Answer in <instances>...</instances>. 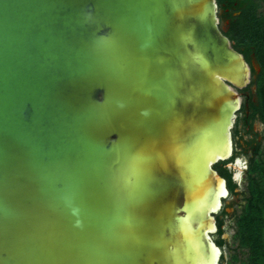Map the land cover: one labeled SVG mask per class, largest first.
Listing matches in <instances>:
<instances>
[{
    "label": "water",
    "instance_id": "95a60500",
    "mask_svg": "<svg viewBox=\"0 0 264 264\" xmlns=\"http://www.w3.org/2000/svg\"><path fill=\"white\" fill-rule=\"evenodd\" d=\"M224 31L217 0H0V264H220L260 70Z\"/></svg>",
    "mask_w": 264,
    "mask_h": 264
},
{
    "label": "trees",
    "instance_id": "16d2710c",
    "mask_svg": "<svg viewBox=\"0 0 264 264\" xmlns=\"http://www.w3.org/2000/svg\"><path fill=\"white\" fill-rule=\"evenodd\" d=\"M221 25L228 22L224 33L231 39L233 46L241 52L251 64L255 59L260 67L257 71L252 67L250 88L255 86L256 100L249 98L252 116L263 125L261 138L255 135L245 140L243 153L251 150L247 158V168L244 177L247 180V196L239 213L233 212L235 223L234 237L239 245L248 250L246 264H264V153L261 145L264 142V0H217ZM237 154V153H236ZM234 158L229 160L231 161ZM228 161L219 162L214 167L227 179L230 195L237 196L238 184L233 180L232 173L226 167ZM235 200L229 206H234ZM224 206L221 214H225ZM219 231L215 241L224 246L226 240L221 237L222 220L217 215Z\"/></svg>",
    "mask_w": 264,
    "mask_h": 264
},
{
    "label": "flooded vegetation",
    "instance_id": "af4514ba",
    "mask_svg": "<svg viewBox=\"0 0 264 264\" xmlns=\"http://www.w3.org/2000/svg\"><path fill=\"white\" fill-rule=\"evenodd\" d=\"M249 86L250 85L239 90L241 93V96H242V104H241L239 111L237 112V117L235 119V123H234V126L232 128V137H233V146H234L232 156H234V158L231 161L228 160L227 163H229V162L234 163L237 158H241V159L245 160L247 163L246 156L251 155V150H248L246 155H245V153H243L244 147L246 145L245 140H249L250 138L254 137L257 134L258 135L260 134L259 139L261 138V132L263 130V125L255 116L254 117L252 116V112L250 110L249 101H248L252 94H253L252 99L256 100V97L254 96L255 90L253 89V86L251 88ZM228 169L232 173V178H233V175L236 172V169H234L232 167H229ZM245 170H244V173H245ZM238 180H234V181L238 184V182H239ZM237 192H238V189H237ZM230 197H236V196L230 195ZM230 203H231V201L228 202L227 200H224L223 207L226 206L225 207L226 213L221 214L220 213L222 210L221 209L220 212L217 214L219 216V218L222 220V224L220 225V227L223 229V232L221 233V237L226 240V243L228 242V236L224 237V235L226 233L225 229H226L229 221L231 219H234L233 212L229 211V209H231V207L229 206ZM217 225H218V221H217ZM218 231H219V227H218ZM218 231L214 234V238L217 237ZM222 248H223V246H222ZM225 258H226V256H225V253L223 251V255L221 257L220 264H225Z\"/></svg>",
    "mask_w": 264,
    "mask_h": 264
},
{
    "label": "rangeland",
    "instance_id": "374dc122",
    "mask_svg": "<svg viewBox=\"0 0 264 264\" xmlns=\"http://www.w3.org/2000/svg\"><path fill=\"white\" fill-rule=\"evenodd\" d=\"M226 30L228 29V23L225 22ZM261 151L264 153V142L261 145ZM250 155L246 156V159ZM242 177L239 178L238 182V195L236 197H228L226 200L228 202L235 200L234 206L231 208L232 212L239 213L245 202V197L247 196V180L244 177V171L242 172ZM234 219H231L225 229L228 235V242L223 246V251L225 253V264H246L248 258V250L240 247L239 241L234 237L235 234V223Z\"/></svg>",
    "mask_w": 264,
    "mask_h": 264
}]
</instances>
